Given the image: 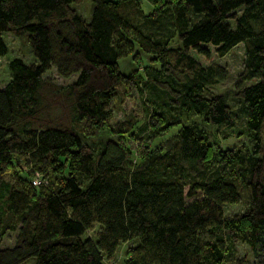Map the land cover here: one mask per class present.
<instances>
[{
	"label": "trees",
	"instance_id": "obj_1",
	"mask_svg": "<svg viewBox=\"0 0 264 264\" xmlns=\"http://www.w3.org/2000/svg\"><path fill=\"white\" fill-rule=\"evenodd\" d=\"M89 1L84 21L81 0H0V58L5 33L32 56L8 61L0 88V241L14 233L0 264H104L133 241L124 264H246L236 244L264 264V0ZM239 44L232 96L250 147L220 150L186 120L232 127L236 113L209 92L227 71L189 52L221 58ZM139 54L149 65L123 75L117 60ZM50 69L75 79L58 86ZM127 90L142 120L110 123ZM243 195L246 211L223 218Z\"/></svg>",
	"mask_w": 264,
	"mask_h": 264
},
{
	"label": "rangeland",
	"instance_id": "obj_2",
	"mask_svg": "<svg viewBox=\"0 0 264 264\" xmlns=\"http://www.w3.org/2000/svg\"><path fill=\"white\" fill-rule=\"evenodd\" d=\"M72 8L74 11L84 20L88 21L89 11H90V1L89 0H81V2L77 5H73ZM241 13V9L236 11V14L239 15ZM231 27L233 26V22H227ZM3 41L7 48V54L0 58V88H2L5 83L9 80V73L7 70V63L13 58H19L25 63H30L32 61V56L30 55L26 40L24 36H17L13 33H5L2 35ZM172 46L175 43H171ZM209 50L208 59L203 58L202 56H198L193 52H189L190 56L201 66L205 67L209 64H217L223 66L227 71V78L224 83L213 86L209 89V92L216 95H222L228 106L230 107L231 112L236 113L237 103L232 96L233 93V85L235 82V78L237 74L240 72L244 59V52L242 49V45L239 44L231 49L227 54L223 57H217L213 49L207 47ZM117 65L120 72L123 75L128 74L133 69L137 70L141 73L143 67L149 65L148 58L139 54L138 63H134L131 60L130 56L120 58L117 60ZM43 78L48 79L53 84L64 87L75 79V76H72L68 79H61L56 76L53 69L45 72ZM59 98V97H57ZM58 99H55V102L59 104ZM113 112L110 123H115L123 119L126 114H134L140 121L142 120L143 110L141 107V103L138 95L133 90H127L124 94V98L120 102H114L112 106ZM235 118L233 120L232 127L218 126L213 127L209 125H205L201 122L200 119L197 118H189L186 120V123L191 121H197L199 126L204 129L208 136V141L211 144H215L218 149L224 150L229 148H238L244 146L249 149V141L247 136L244 134V126H243V118L237 113L234 114ZM76 129H79L76 126ZM175 130H172L170 133H173ZM241 134L238 135V133ZM101 138H106L105 134L100 135ZM168 137V135L160 137L158 140L161 141ZM261 143L264 148V124L261 131ZM124 144L126 148L131 151V154H135L136 150V142H132L130 140H125ZM17 165L22 170V174L24 176V166L23 160L21 158H16ZM14 170V169H13ZM11 173H7L4 175L5 180L10 179ZM85 182L81 185L83 186ZM246 211L245 205V196L243 195L242 200L236 205H226L223 209V218H228L233 214H242ZM97 226H93L92 230L86 233V236L92 237L94 232H96ZM14 233L8 232L6 233L0 241L1 247H9L12 245ZM133 242H128L124 244H119L116 248L113 258L110 261H105L104 264H124L125 260V251L128 246H130ZM233 258L243 257L246 261V264H252V256L245 245L236 244L234 246ZM33 259H29L25 264H33Z\"/></svg>",
	"mask_w": 264,
	"mask_h": 264
},
{
	"label": "built area",
	"instance_id": "obj_3",
	"mask_svg": "<svg viewBox=\"0 0 264 264\" xmlns=\"http://www.w3.org/2000/svg\"><path fill=\"white\" fill-rule=\"evenodd\" d=\"M36 184H37L36 180L32 181V185H36Z\"/></svg>",
	"mask_w": 264,
	"mask_h": 264
}]
</instances>
